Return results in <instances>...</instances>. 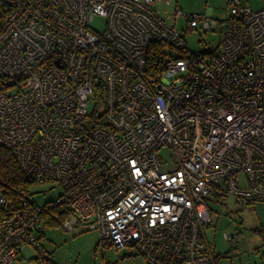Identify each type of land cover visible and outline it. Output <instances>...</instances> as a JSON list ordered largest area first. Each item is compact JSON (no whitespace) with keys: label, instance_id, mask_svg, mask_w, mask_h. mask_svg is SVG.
Returning <instances> with one entry per match:
<instances>
[{"label":"built area","instance_id":"built-area-1","mask_svg":"<svg viewBox=\"0 0 264 264\" xmlns=\"http://www.w3.org/2000/svg\"><path fill=\"white\" fill-rule=\"evenodd\" d=\"M158 2L0 0V146L34 185L59 187L67 230L146 264H218L209 197L264 203V7L226 0L219 48L196 54L172 19L218 22ZM44 209L0 191V264L40 251Z\"/></svg>","mask_w":264,"mask_h":264},{"label":"rangeland","instance_id":"rangeland-1","mask_svg":"<svg viewBox=\"0 0 264 264\" xmlns=\"http://www.w3.org/2000/svg\"><path fill=\"white\" fill-rule=\"evenodd\" d=\"M252 9L264 7V0H245ZM167 8L163 11L172 16L175 8L184 14L211 15L217 22L216 30L205 31L202 22H198L187 31L185 18L179 17L170 22L185 34V44L188 51L196 54L207 53L219 48L222 40V30L229 17L226 0H167ZM168 15V14H167ZM95 27L102 28L101 20L95 21ZM188 33H185V32ZM17 90L12 88L10 93ZM90 113H102V107L96 100L89 103ZM160 157L169 162L170 153L162 151ZM239 181L244 184V177ZM33 199L38 206H44L58 197L61 193L56 184L33 185ZM212 222L205 227V235L211 242L216 254L224 255L219 259L220 264H259L264 260V240L255 232L261 229L264 213L253 208L250 203H242L232 195L224 197H209ZM238 235V240L230 244L224 235ZM41 249L25 245L21 258L15 264H146L144 258L132 248H104L99 244V233L88 230L84 224L67 230L63 224L46 226L41 230ZM263 245V246H262ZM233 247L237 249L233 253ZM260 251V252H258ZM49 257L50 261L46 258ZM37 258V259H36Z\"/></svg>","mask_w":264,"mask_h":264},{"label":"trees","instance_id":"trees-1","mask_svg":"<svg viewBox=\"0 0 264 264\" xmlns=\"http://www.w3.org/2000/svg\"><path fill=\"white\" fill-rule=\"evenodd\" d=\"M33 185L32 181L24 177L11 153L0 146V191L9 200L19 203L21 200H34L32 192ZM51 203L44 205L45 209L42 214L41 230L46 226L62 225L67 218V212L65 210ZM255 232L264 240V230L256 229ZM224 255L216 254L218 264H220L219 259L224 257ZM46 259L50 261L49 257Z\"/></svg>","mask_w":264,"mask_h":264},{"label":"crops","instance_id":"crops-1","mask_svg":"<svg viewBox=\"0 0 264 264\" xmlns=\"http://www.w3.org/2000/svg\"><path fill=\"white\" fill-rule=\"evenodd\" d=\"M166 5H167V0H159L158 6H157L160 14L165 15V16L167 14H169V11L168 12L163 11L162 7H166L167 8ZM250 205H252L253 208H255L256 210L260 209L262 214L264 213V203H250ZM261 229L264 230V221H262ZM263 245H264V243H263ZM258 252H260V251H258ZM259 264H264V260H262Z\"/></svg>","mask_w":264,"mask_h":264}]
</instances>
